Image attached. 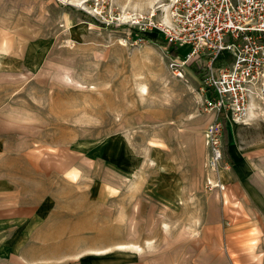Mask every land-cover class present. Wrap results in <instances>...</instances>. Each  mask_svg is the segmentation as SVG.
Listing matches in <instances>:
<instances>
[{
    "label": "rangeland",
    "instance_id": "374dc122",
    "mask_svg": "<svg viewBox=\"0 0 264 264\" xmlns=\"http://www.w3.org/2000/svg\"><path fill=\"white\" fill-rule=\"evenodd\" d=\"M172 2L0 0L7 264H264V126L224 110L226 146L202 69L171 66L190 44L158 33Z\"/></svg>",
    "mask_w": 264,
    "mask_h": 264
},
{
    "label": "built area",
    "instance_id": "2783aa9c",
    "mask_svg": "<svg viewBox=\"0 0 264 264\" xmlns=\"http://www.w3.org/2000/svg\"><path fill=\"white\" fill-rule=\"evenodd\" d=\"M157 27L168 42L190 44L184 58H172L171 66L179 76L190 63L202 69L206 101L216 113L222 109L244 121L252 95L264 98V0H173L169 22ZM226 53L231 61L216 66ZM222 126L215 119L205 132L206 164L212 170L224 159Z\"/></svg>",
    "mask_w": 264,
    "mask_h": 264
},
{
    "label": "crops",
    "instance_id": "0c3cea01",
    "mask_svg": "<svg viewBox=\"0 0 264 264\" xmlns=\"http://www.w3.org/2000/svg\"><path fill=\"white\" fill-rule=\"evenodd\" d=\"M253 104V105H252ZM253 110V111H252ZM245 120H249L251 122L245 123V125L237 124L236 120L232 119L231 123L228 124V127H233L232 132H237V129L235 130V127H238L239 132L243 130V128L248 127V125H251V123L254 121L255 123L257 121H260L262 123V126H264V98H257L256 96L251 97L250 104L245 116ZM235 121V122H234ZM247 125V126H246ZM231 131V129H230ZM231 133V132H230ZM264 139V137H263ZM241 140V139H240ZM255 151L260 152L259 156L264 159V143L260 146H257ZM258 157V156H257ZM262 166L264 167V161H262ZM0 256V264H7L6 261H3L4 258ZM5 260L7 258L5 257Z\"/></svg>",
    "mask_w": 264,
    "mask_h": 264
},
{
    "label": "trees",
    "instance_id": "16d2710c",
    "mask_svg": "<svg viewBox=\"0 0 264 264\" xmlns=\"http://www.w3.org/2000/svg\"><path fill=\"white\" fill-rule=\"evenodd\" d=\"M160 40H162V39L160 38ZM162 42H163L164 44H167V45L173 46L174 49H176V45H174V44L168 42L167 40H164V39H163ZM208 95H209L212 99H215V97H214V95H213V93H212L211 90L208 91ZM218 114H219V116L222 117V120H223V122H224V136H225L226 146L228 147V140H229V139H228V128H227V126H226V123H227V116H226L225 111L222 110V109L218 112Z\"/></svg>",
    "mask_w": 264,
    "mask_h": 264
},
{
    "label": "bare ground",
    "instance_id": "6f19581e",
    "mask_svg": "<svg viewBox=\"0 0 264 264\" xmlns=\"http://www.w3.org/2000/svg\"><path fill=\"white\" fill-rule=\"evenodd\" d=\"M164 10L166 11V14H165V15H166V17H167V19H168V12H167V11H168V7H167V6H164ZM252 105H253V104H252ZM212 108H215V107H212ZM252 111H253V110H252Z\"/></svg>",
    "mask_w": 264,
    "mask_h": 264
}]
</instances>
